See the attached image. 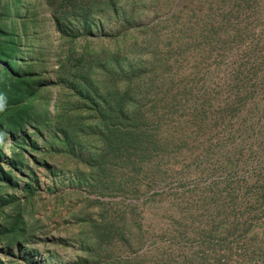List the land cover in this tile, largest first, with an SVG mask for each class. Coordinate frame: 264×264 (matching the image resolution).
<instances>
[{
    "label": "rangeland",
    "instance_id": "obj_1",
    "mask_svg": "<svg viewBox=\"0 0 264 264\" xmlns=\"http://www.w3.org/2000/svg\"><path fill=\"white\" fill-rule=\"evenodd\" d=\"M18 1L0 0V54L16 45L12 60L18 62L10 74L0 60V131L5 134L0 133V163L12 176L10 184L0 179L4 212L0 211V233L10 228L18 211L30 228L22 244L8 248L0 241V260L5 264L91 261L88 248H82L88 245L86 231L91 222L103 220L117 233L123 228L127 242L115 238L112 249L98 252L95 257L101 264H264V0H238L237 5L230 0L134 1L132 26L158 24L159 28L175 9L190 2L199 49L206 40L201 26H212L213 36L227 40L222 48L218 46L221 50H201L209 57L205 67L224 76L241 64L254 73L250 84L255 85L244 83L239 95L252 94L238 103L236 114L217 134H201L195 145L203 144L196 151L171 153L160 164L165 175L159 194L147 200L92 193L75 176L82 166L51 151L52 131L42 121L63 112L59 105L63 90L55 85L54 72L67 44L55 28L46 0ZM224 13L231 17L224 19ZM102 21L104 32L87 38L92 47L113 46L106 37L120 24ZM216 54L221 61L214 60ZM16 75L28 79L25 87L9 82ZM40 87L48 89L33 105L31 115L16 116L23 122L29 118L32 124L16 133L4 124L2 109L26 101L31 88ZM228 95L224 98L232 101L234 95ZM211 144L218 148L206 154Z\"/></svg>",
    "mask_w": 264,
    "mask_h": 264
},
{
    "label": "trees",
    "instance_id": "obj_2",
    "mask_svg": "<svg viewBox=\"0 0 264 264\" xmlns=\"http://www.w3.org/2000/svg\"><path fill=\"white\" fill-rule=\"evenodd\" d=\"M46 1L67 48L54 72L55 85L63 90L59 102L63 112L42 124L52 131L51 151L61 152L82 166L75 176L78 184L89 187L92 193L123 200L159 194L157 188L165 175L160 164L171 153L200 148L203 143L195 145L198 137L217 134L220 126L228 124L230 115L236 114L238 103L252 94L246 91L239 95L254 76L241 64L224 76L205 67L209 57L201 50H221L227 40L213 36L212 26H201L206 40L199 49L194 37L195 10L188 1L181 10L172 12L163 28L158 24L133 27L135 0ZM230 1L235 5L238 0ZM229 17L224 13V19ZM104 19L120 24L106 37L113 46L92 47L87 38L93 32L98 36L104 32ZM79 37L87 40L79 43ZM15 47L0 54L6 63L4 72L10 74L18 66L17 60H12ZM220 55H215L216 62L222 60ZM27 80L16 75L9 82H21L25 87ZM47 89L31 88L26 101L5 106L1 113L2 119H7L4 124L16 133L32 124L29 118L23 122L16 116L31 115L33 105ZM227 94H233L234 99L224 98ZM217 148V144L208 145L206 154ZM2 157L0 151V161ZM11 177L0 163V179L10 184ZM140 183H145L143 188ZM29 228L30 223L18 211L10 228L1 231L0 241L8 248L22 244ZM117 230L103 220L91 222L85 236L88 245L82 248H88L92 259L79 264H101L95 255L104 247L112 249L115 238L125 239L124 229ZM0 264L5 263L0 260Z\"/></svg>",
    "mask_w": 264,
    "mask_h": 264
},
{
    "label": "crops",
    "instance_id": "obj_3",
    "mask_svg": "<svg viewBox=\"0 0 264 264\" xmlns=\"http://www.w3.org/2000/svg\"><path fill=\"white\" fill-rule=\"evenodd\" d=\"M16 2H19L18 0H16ZM14 13H15V16H18L19 15V11L17 10V9H15V11H14ZM27 11H25L24 13H23V18H25L26 16H27ZM33 14H35V10L33 11ZM36 15V14H35Z\"/></svg>",
    "mask_w": 264,
    "mask_h": 264
}]
</instances>
